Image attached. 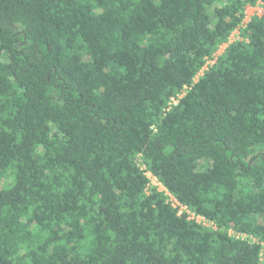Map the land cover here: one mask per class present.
Returning <instances> with one entry per match:
<instances>
[{"label":"trees","instance_id":"obj_1","mask_svg":"<svg viewBox=\"0 0 264 264\" xmlns=\"http://www.w3.org/2000/svg\"><path fill=\"white\" fill-rule=\"evenodd\" d=\"M256 5L0 0V264H264Z\"/></svg>","mask_w":264,"mask_h":264},{"label":"built area","instance_id":"obj_2","mask_svg":"<svg viewBox=\"0 0 264 264\" xmlns=\"http://www.w3.org/2000/svg\"><path fill=\"white\" fill-rule=\"evenodd\" d=\"M264 13V10L261 8V14H263ZM208 62H210V61H208ZM206 67V66H205ZM204 67V68H205ZM204 68H203V70H204ZM202 70V71H203ZM202 71H200V73L202 72ZM198 76V75H197ZM171 102L172 103H176L177 102V98H175V97H172L171 98ZM147 176L149 177V179H150V181H151V179L153 178V179H155V177H153L150 173H147ZM155 185H157L158 186V189H160V190H164V188L161 186V184L155 179ZM161 188H160V187ZM167 195H168V201L171 203V205L173 206V207H175V208H177V214L178 215H181V214H183V213H186L187 214V217L189 218V219H193V220H195L197 223H200V224H202V225H205V226H210V225H212L210 222H208L203 216H201V215H198V214H195V213H193L191 210H189L188 208H187V206L186 205H182V204H180L176 199H174L169 193H167V192H165Z\"/></svg>","mask_w":264,"mask_h":264},{"label":"rangeland","instance_id":"obj_3","mask_svg":"<svg viewBox=\"0 0 264 264\" xmlns=\"http://www.w3.org/2000/svg\"><path fill=\"white\" fill-rule=\"evenodd\" d=\"M253 14H261V6H259V5H256V6H254V7H249V8H247L246 9V15H245V19H244V22H246L248 19H249V17L251 16V15H253ZM239 37V35H238V29H236L235 31H233L232 32V34L230 35V37H229V41L227 42V43H224V44H222V45H220V47L218 48V50L215 52V56L217 55V54H219L225 47H226V45L229 43V42H231V41H233L234 39H237ZM210 62H212L213 61V59H211V60H209ZM202 73V72H201ZM201 73H199V74H201ZM156 181H155V179H151V183L152 184H154ZM160 187V186H159ZM161 188V187H160Z\"/></svg>","mask_w":264,"mask_h":264}]
</instances>
